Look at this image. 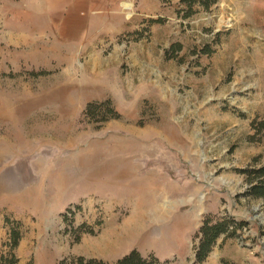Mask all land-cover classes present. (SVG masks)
<instances>
[{
	"label": "rangeland",
	"instance_id": "obj_1",
	"mask_svg": "<svg viewBox=\"0 0 264 264\" xmlns=\"http://www.w3.org/2000/svg\"><path fill=\"white\" fill-rule=\"evenodd\" d=\"M70 9L0 0V264H264V0Z\"/></svg>",
	"mask_w": 264,
	"mask_h": 264
},
{
	"label": "trees",
	"instance_id": "obj_2",
	"mask_svg": "<svg viewBox=\"0 0 264 264\" xmlns=\"http://www.w3.org/2000/svg\"><path fill=\"white\" fill-rule=\"evenodd\" d=\"M246 182L245 194L252 198H264V164L250 169L242 170ZM231 226L228 221H212L206 219L199 231V245L196 248L195 258L203 261L211 250L214 241L222 234H226ZM231 233V232H230ZM13 238V246L16 244ZM60 264H63L61 262ZM115 264H169L168 261H160L153 254L143 256L139 251L133 249L129 253L117 259Z\"/></svg>",
	"mask_w": 264,
	"mask_h": 264
},
{
	"label": "crops",
	"instance_id": "obj_3",
	"mask_svg": "<svg viewBox=\"0 0 264 264\" xmlns=\"http://www.w3.org/2000/svg\"><path fill=\"white\" fill-rule=\"evenodd\" d=\"M92 3H93V0H62V8L66 7L70 9L72 7H76V8L81 7L82 11H86L87 7H90Z\"/></svg>",
	"mask_w": 264,
	"mask_h": 264
},
{
	"label": "bare ground",
	"instance_id": "obj_4",
	"mask_svg": "<svg viewBox=\"0 0 264 264\" xmlns=\"http://www.w3.org/2000/svg\"><path fill=\"white\" fill-rule=\"evenodd\" d=\"M128 7H129L128 5L124 6V8H128ZM72 16H73V18L69 22V25H70L69 27H71L70 32L74 34V33H77L76 29H79V26H81V25H80V21H79L78 17L75 15V13H73ZM125 174H127V173L125 172ZM122 175H123V173H120V175L116 176V179H118ZM113 180H115V178Z\"/></svg>",
	"mask_w": 264,
	"mask_h": 264
}]
</instances>
